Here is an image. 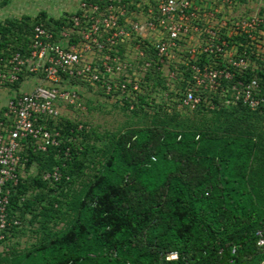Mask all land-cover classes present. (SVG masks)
Listing matches in <instances>:
<instances>
[{
  "label": "trees",
  "instance_id": "16d2710c",
  "mask_svg": "<svg viewBox=\"0 0 264 264\" xmlns=\"http://www.w3.org/2000/svg\"><path fill=\"white\" fill-rule=\"evenodd\" d=\"M82 13L0 22V63L29 54L35 26L58 34ZM125 51L120 45L118 53ZM153 57L139 60L137 69ZM255 62L259 71L250 68L246 79H258L264 98V55ZM188 79V72L171 79L155 61L146 67L134 108L114 103L144 126L106 134L102 146L104 138L87 124L50 121V129L61 131V145L25 151L24 175L9 207L21 226L0 240V264H261L264 246L256 234L264 226V105L252 110L242 101L227 103L232 93L218 90L205 92L193 110L180 108ZM98 92L105 96L100 86ZM56 167L62 179H45ZM27 227L36 236L29 247L19 250L16 242L1 249L25 236ZM171 252L178 257L168 261Z\"/></svg>",
  "mask_w": 264,
  "mask_h": 264
},
{
  "label": "built area",
  "instance_id": "2783aa9c",
  "mask_svg": "<svg viewBox=\"0 0 264 264\" xmlns=\"http://www.w3.org/2000/svg\"><path fill=\"white\" fill-rule=\"evenodd\" d=\"M248 1L98 0L83 2L81 17L74 16L71 27L58 34L35 26L29 54L17 53L0 63V85L14 86L21 77L23 82L35 78L38 83L12 98L0 120V240L12 227L21 226L19 219L11 218L9 207L24 175L25 151L59 147L61 131L50 129L48 123L62 117L64 106L85 110L81 84L74 80L100 86L106 100L128 102L133 109L145 68L155 61L175 81L188 72L180 108L193 110L202 104L205 92L221 90L232 93L227 103L242 101L252 110L260 109L264 98L259 81L246 78L250 68L259 71L255 57L264 55V15L245 13ZM122 44L123 56L118 53ZM149 53L154 54L152 61L137 69L138 61ZM204 56L210 61L203 63ZM170 66L185 69L174 71ZM45 179L59 182L60 168ZM256 235L263 247L264 226ZM177 257L171 252L166 260Z\"/></svg>",
  "mask_w": 264,
  "mask_h": 264
},
{
  "label": "rangeland",
  "instance_id": "374dc122",
  "mask_svg": "<svg viewBox=\"0 0 264 264\" xmlns=\"http://www.w3.org/2000/svg\"><path fill=\"white\" fill-rule=\"evenodd\" d=\"M83 0H0V22L6 20H17L23 16H29L32 19L40 16L45 12L48 18L59 19L65 15L74 14L83 4ZM244 12L256 15H264V0H249L244 5ZM37 79L30 78L21 83L20 88L13 86L0 85V114L8 106L9 101L18 93L29 92L36 87ZM81 102L85 106V110H79L70 106L62 108V117L73 122H81L87 124L88 127L104 139L99 143L100 146L105 144L106 134H117L129 128L143 127L144 123L136 118L129 111H123L112 101L105 99L98 92V88L93 89L86 85L78 86ZM36 174V169L31 171ZM78 188V185H76ZM36 240V236L32 234L31 229L27 227L25 236L19 239H13L4 244L1 249H10L16 242H20L19 246H14L19 250L29 247Z\"/></svg>",
  "mask_w": 264,
  "mask_h": 264
},
{
  "label": "crops",
  "instance_id": "0c3cea01",
  "mask_svg": "<svg viewBox=\"0 0 264 264\" xmlns=\"http://www.w3.org/2000/svg\"><path fill=\"white\" fill-rule=\"evenodd\" d=\"M36 83H37V82H36ZM37 84H38V83H37ZM37 84H36V85H37ZM19 88H20V87H19ZM30 91H32V90H30Z\"/></svg>",
  "mask_w": 264,
  "mask_h": 264
},
{
  "label": "water",
  "instance_id": "95a60500",
  "mask_svg": "<svg viewBox=\"0 0 264 264\" xmlns=\"http://www.w3.org/2000/svg\"><path fill=\"white\" fill-rule=\"evenodd\" d=\"M261 264H264V261Z\"/></svg>",
  "mask_w": 264,
  "mask_h": 264
}]
</instances>
